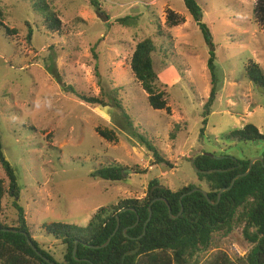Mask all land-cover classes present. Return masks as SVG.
<instances>
[{"label": "rangeland", "instance_id": "rangeland-1", "mask_svg": "<svg viewBox=\"0 0 264 264\" xmlns=\"http://www.w3.org/2000/svg\"><path fill=\"white\" fill-rule=\"evenodd\" d=\"M37 1L0 0L3 24L15 30L0 28V146L15 170L32 236L57 262L64 248L45 234L44 224L85 226L102 206L143 198L153 178L173 190L195 184L206 191L192 164L200 154L264 157V143L227 137L247 123L264 135V92L245 70L251 60L264 72V26L255 19V0H197L207 39L183 0H45L60 20L57 30L47 27L42 8H34ZM170 11L182 19L179 24L170 25ZM126 16L133 24L117 22ZM145 38L156 46L153 61L169 112L150 107L130 69L132 52ZM211 51L217 93L204 126ZM98 129L112 130L117 140H106ZM134 129L152 139L173 167L153 164ZM102 163L121 165L124 180L91 178ZM0 178L7 189L1 166ZM3 205L2 222L12 226L16 210L7 194ZM241 228L216 235L200 260L219 250L232 259L245 255L250 245Z\"/></svg>", "mask_w": 264, "mask_h": 264}, {"label": "trees", "instance_id": "trees-1", "mask_svg": "<svg viewBox=\"0 0 264 264\" xmlns=\"http://www.w3.org/2000/svg\"><path fill=\"white\" fill-rule=\"evenodd\" d=\"M91 2L97 4L94 0ZM183 3L207 39L209 29L202 21V9L197 0H183ZM34 8H42L41 13L45 16L49 29L60 28L59 18L49 10L45 0L35 2ZM253 13L256 21L264 26V0H255ZM3 15L0 7V28L7 34L15 32L3 24ZM130 20L133 19L126 16L117 19V22L123 25L133 24ZM181 21L177 14L170 11V25H177ZM28 37L30 38V34ZM211 47L214 48L213 44ZM155 49L151 38L139 41L130 58V69L147 92L150 107L169 112L166 92L160 89L158 73L154 66ZM215 59L216 54L211 51L208 69L212 88L204 103V126L217 93ZM245 70L252 82L264 87V72L258 64L249 60ZM79 97L89 104L108 105L103 98L82 95ZM178 127L176 126L170 134L172 139L176 137ZM98 133L106 140H117L112 130L98 129ZM132 134L151 153L153 164L173 167L145 133L134 129ZM203 134L204 128L201 129V135ZM227 137L245 143L264 140V135L252 123L231 131ZM250 160L228 155L214 157L208 154H200L192 159L197 178L206 182V191L212 203L200 191L181 198L192 189L201 188L199 185L189 184L173 190L161 184L158 178H153L149 181L143 198H124L117 203L102 206L85 226L63 222L44 224L45 234L59 241L64 248L62 260L57 262L32 236L25 218V210L18 202L20 188L15 170L4 158L0 146V166L8 183L6 189L5 180L0 178V264H264V160L256 161L249 173L236 179L230 187L235 176L248 170ZM124 170L119 164L102 163L93 168L90 177L94 180L118 182L124 180ZM222 189L224 190L219 196ZM6 194L16 210V221L12 226L3 223L1 219ZM158 198L165 201H154ZM167 203L176 218L170 216ZM150 208L151 218L146 222ZM118 223L119 228L112 235ZM237 224L242 226V237L250 245L247 253L232 259L225 251L219 250L207 261H201L200 258L206 255L216 235L225 237ZM108 240L104 247H91L102 246ZM29 241L35 245L37 251L31 247Z\"/></svg>", "mask_w": 264, "mask_h": 264}, {"label": "water", "instance_id": "water-1", "mask_svg": "<svg viewBox=\"0 0 264 264\" xmlns=\"http://www.w3.org/2000/svg\"><path fill=\"white\" fill-rule=\"evenodd\" d=\"M258 86H259V89H260L261 91L264 92V87H262V86H260V85H258ZM256 142L259 143L260 141H259V140H256ZM256 161H261V162H263V158H262L261 156H256V157L252 158V159L250 160V162H249L248 170H247L246 172L242 173V174H239V175L235 176V177L232 179V181H231V185H230V187L234 184V182L236 181V179H238V178H240V177H242V176L247 175V174L249 173V171L251 170L253 164H254ZM201 172H202V173H207L208 171H201ZM230 187H229V188H230ZM223 190H224V189L220 190V192H219V196H220L221 192H223ZM195 191H200V192L206 197V199H207L209 202H211V200H210V198H209V196H208L207 191L202 190L201 188H198V187H196V188L192 189L191 191H189V192L183 194V195L181 196V198H183L185 195H187V194H191L192 192H195ZM156 200H164V199H163V198L154 199V201H156ZM164 201H165V200H164ZM211 203H212V202H211ZM167 206H168V212H169L170 216H171L172 218H176L177 216H174V215L172 214L171 207L169 206L168 203H167ZM149 211H150V214H149V217H148V219H147L146 222H148V221L150 220V218H151V214H152L151 208L149 209ZM118 228H119V223L117 224V226H116L114 232L112 233V235H114V234L117 232ZM124 231H125V230H124ZM108 242H109V240H108L105 244H103L102 246H95V245H92L91 247H93V248L104 247V246H106V245L108 244ZM29 244L31 245V247H32L35 251H37V248L35 247V245H34L31 241H29ZM76 244H77V242H76ZM75 251H76V246H75L74 251H73V254H74V255H75ZM45 259H46V258H45ZM46 260H47V259H46Z\"/></svg>", "mask_w": 264, "mask_h": 264}, {"label": "flooded vegetation", "instance_id": "flooded-vegetation-1", "mask_svg": "<svg viewBox=\"0 0 264 264\" xmlns=\"http://www.w3.org/2000/svg\"><path fill=\"white\" fill-rule=\"evenodd\" d=\"M253 143V142H252ZM259 143H264V140H263V142H259ZM263 158V160H264V157H262Z\"/></svg>", "mask_w": 264, "mask_h": 264}]
</instances>
